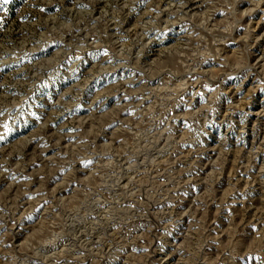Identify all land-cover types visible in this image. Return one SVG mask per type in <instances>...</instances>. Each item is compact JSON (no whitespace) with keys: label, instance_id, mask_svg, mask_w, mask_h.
<instances>
[{"label":"rangeland","instance_id":"374dc122","mask_svg":"<svg viewBox=\"0 0 264 264\" xmlns=\"http://www.w3.org/2000/svg\"><path fill=\"white\" fill-rule=\"evenodd\" d=\"M0 264H264V0H0Z\"/></svg>","mask_w":264,"mask_h":264},{"label":"snow or ice","instance_id":"6c2138e0","mask_svg":"<svg viewBox=\"0 0 264 264\" xmlns=\"http://www.w3.org/2000/svg\"><path fill=\"white\" fill-rule=\"evenodd\" d=\"M3 2H4V3H7V2H8V0H3Z\"/></svg>","mask_w":264,"mask_h":264}]
</instances>
